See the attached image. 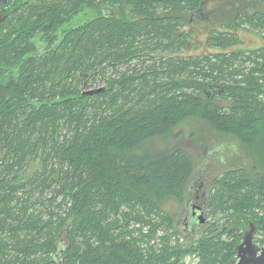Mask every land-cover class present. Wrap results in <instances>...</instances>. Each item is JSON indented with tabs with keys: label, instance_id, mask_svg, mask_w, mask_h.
Segmentation results:
<instances>
[{
	"label": "trees",
	"instance_id": "obj_1",
	"mask_svg": "<svg viewBox=\"0 0 264 264\" xmlns=\"http://www.w3.org/2000/svg\"><path fill=\"white\" fill-rule=\"evenodd\" d=\"M0 16V264H234L250 224L264 247V161L213 180L188 239L153 197L182 202L193 161L152 147L198 118L264 153V46L241 38L264 41V0H11Z\"/></svg>",
	"mask_w": 264,
	"mask_h": 264
},
{
	"label": "rangeland",
	"instance_id": "obj_2",
	"mask_svg": "<svg viewBox=\"0 0 264 264\" xmlns=\"http://www.w3.org/2000/svg\"><path fill=\"white\" fill-rule=\"evenodd\" d=\"M125 12L128 13L129 11L125 10ZM115 13H118V11H115ZM95 16V12L87 10L64 25L62 29L81 25ZM58 35L60 36V33H58ZM241 38L244 42L243 48L245 49L264 46L263 39L249 31L242 32ZM35 43L38 50L42 51L43 43L37 41V39L35 40ZM263 146V140L261 139L260 151H262L261 148ZM152 147L157 149H164L167 147H177L182 149L193 161L194 170L192 177L195 178V186L197 187V185L202 182L206 194L209 193L213 180L221 175L223 171L238 169L252 171L256 170L253 167L257 164L262 165L264 161V153L260 152L262 155H255L254 159L259 161L251 159L249 154L253 149L247 150L232 137L220 136L214 132L206 122L198 118H192L176 127L166 141L156 140L152 142ZM187 196H191V194L186 193L182 202H179L174 198L155 199L153 197V199L156 200L164 213L176 221L178 218L180 219L183 213L181 211L184 205V200ZM206 202L207 201L205 200H201L199 201V204L206 209ZM244 230L242 233L248 231L249 227L247 226ZM183 235L188 239H191V236H188V233H183ZM243 235L244 233L242 234V237ZM183 264H199V261L197 257L189 255L184 258Z\"/></svg>",
	"mask_w": 264,
	"mask_h": 264
},
{
	"label": "water",
	"instance_id": "obj_3",
	"mask_svg": "<svg viewBox=\"0 0 264 264\" xmlns=\"http://www.w3.org/2000/svg\"><path fill=\"white\" fill-rule=\"evenodd\" d=\"M8 1L11 0H0V5L6 4ZM1 20L2 17L0 16V22ZM102 90L103 89H94L86 92L85 94H97ZM188 204V206H184L182 211L183 213L180 219L178 218L176 220L175 225L182 234L188 233V236H192V234L199 235L202 228L209 224V220L204 217L203 213L199 209H192L191 206L193 204L195 205L192 199L189 200ZM190 208L194 211V218L188 215ZM249 226V230L244 233L241 242L235 249L237 260L234 264H264V247H258L254 243L255 229L251 224Z\"/></svg>",
	"mask_w": 264,
	"mask_h": 264
},
{
	"label": "flooded vegetation",
	"instance_id": "obj_4",
	"mask_svg": "<svg viewBox=\"0 0 264 264\" xmlns=\"http://www.w3.org/2000/svg\"><path fill=\"white\" fill-rule=\"evenodd\" d=\"M195 182H196L195 178L191 177V181L186 187V193L187 194H191V196H187L185 198L183 208H184V206H188L189 205L188 204L189 200L192 199L193 202L195 203V205L193 204L191 206L192 209H199L203 213L204 217H206V215H207L208 194H206V191L203 189L204 187H203V183L202 182H200L199 185H197V187L195 186ZM201 200L207 201L206 205H205L206 209L202 205L199 204V201H201ZM183 208H182V211H183ZM192 209L190 208V212H189L188 215H190V217L194 218V211H192ZM175 224H176V221H175ZM201 231H200V233H201ZM194 236H196V235L192 234L191 237H194Z\"/></svg>",
	"mask_w": 264,
	"mask_h": 264
}]
</instances>
